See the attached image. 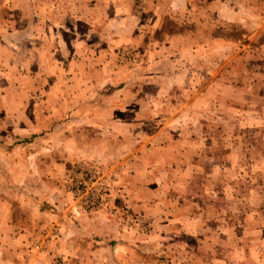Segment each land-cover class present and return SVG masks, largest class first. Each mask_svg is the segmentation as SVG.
Instances as JSON below:
<instances>
[{"label":"rangeland","instance_id":"374dc122","mask_svg":"<svg viewBox=\"0 0 264 264\" xmlns=\"http://www.w3.org/2000/svg\"><path fill=\"white\" fill-rule=\"evenodd\" d=\"M0 264H264V0H0Z\"/></svg>","mask_w":264,"mask_h":264}]
</instances>
